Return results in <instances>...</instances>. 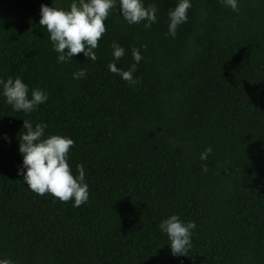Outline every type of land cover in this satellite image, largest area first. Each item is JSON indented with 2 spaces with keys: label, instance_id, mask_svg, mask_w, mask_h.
Here are the masks:
<instances>
[{
  "label": "trees",
  "instance_id": "obj_1",
  "mask_svg": "<svg viewBox=\"0 0 264 264\" xmlns=\"http://www.w3.org/2000/svg\"><path fill=\"white\" fill-rule=\"evenodd\" d=\"M71 2L0 0V79L20 78L29 97L36 88L48 95L27 115L0 95V258L264 264V0H238L236 12L221 0H191L174 38L168 13L178 0H143L157 7L150 28L128 24L117 0L97 60L78 54L62 64L40 10ZM114 42L125 49L119 69L135 63L133 49L143 57L133 86L108 70ZM80 69L86 77L76 80ZM24 120L74 140L68 162L74 176L84 166L86 204L27 187L18 174ZM171 215L197 225L186 256L171 253L159 228Z\"/></svg>",
  "mask_w": 264,
  "mask_h": 264
},
{
  "label": "clouds",
  "instance_id": "obj_2",
  "mask_svg": "<svg viewBox=\"0 0 264 264\" xmlns=\"http://www.w3.org/2000/svg\"><path fill=\"white\" fill-rule=\"evenodd\" d=\"M221 3L234 12L239 10L238 0H221ZM118 4L122 17L130 25L143 22L146 28H150L157 22V7L154 3L145 7L143 0H118ZM116 6L117 0H72L69 10L42 4L39 24L49 34L52 49L58 54L57 62L68 63L78 54L95 62L98 42L106 33L105 21ZM191 7V0H178L176 7L168 13V35L174 38L178 27L187 23ZM112 48L113 62L108 64V70L120 76L129 86L138 83L134 73L137 71L136 65L143 59L139 50L133 49L135 63L128 71H124L116 66V61L125 55V49L116 42ZM85 77L84 69L73 72L76 80ZM0 87V95L13 111L26 115L48 101L47 93L39 88L33 89L29 97V88L20 78L9 77L6 81L0 79ZM47 127L44 123L34 126L29 120H24L23 129L27 131L19 134L22 165L18 174L23 176L27 187L36 194H50L61 202L74 201L73 207H80L88 202L90 193L84 166L77 165L78 175L74 176L68 162L75 142L66 136L46 135ZM5 139H8L6 135ZM212 151L211 147L207 148L201 153L200 159L207 160ZM196 227L195 222L185 223L177 215H171L159 225L161 232L170 241L169 247L174 256H186L192 247L193 230ZM0 264H13V261L0 258Z\"/></svg>",
  "mask_w": 264,
  "mask_h": 264
}]
</instances>
